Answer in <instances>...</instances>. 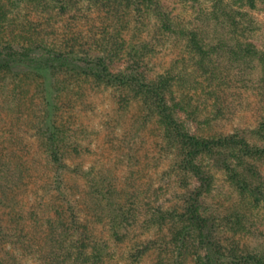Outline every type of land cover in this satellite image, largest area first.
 I'll list each match as a JSON object with an SVG mask.
<instances>
[{
  "label": "trees",
  "instance_id": "obj_1",
  "mask_svg": "<svg viewBox=\"0 0 264 264\" xmlns=\"http://www.w3.org/2000/svg\"><path fill=\"white\" fill-rule=\"evenodd\" d=\"M206 1L232 42L160 0H0V109L17 96L16 126L44 154L10 147L0 110V264H107L116 248L127 264H264V110L237 119L243 96L217 59L258 61L264 98V45L240 10L264 0ZM138 17L179 58L155 70V49L124 35Z\"/></svg>",
  "mask_w": 264,
  "mask_h": 264
},
{
  "label": "rangeland",
  "instance_id": "obj_2",
  "mask_svg": "<svg viewBox=\"0 0 264 264\" xmlns=\"http://www.w3.org/2000/svg\"><path fill=\"white\" fill-rule=\"evenodd\" d=\"M163 8L168 12V14L172 17L173 21L179 25H189L194 26L201 29L206 35L208 41H214L217 39H224L226 42H232L229 40L230 30L228 27V23L225 20L224 14H222V9L214 4L212 1L206 0H160ZM227 1V0H226ZM229 2V1H228ZM242 12H246L247 15L244 17L245 23L244 32L246 33V28L249 27L251 31V26L254 30L248 34L249 37L247 40L249 42H253L257 47L262 48L264 45V2H257L256 6L251 9V6L246 4L240 7ZM139 16V15H138ZM251 17L254 20V23L251 25ZM250 19V21H249ZM151 18L138 17V22L135 25H131L124 32L125 38L129 40V42L137 48H140L142 44L149 45L154 48L155 51L153 53V67L155 70L162 69L169 65V63L180 56V49L178 47V43L173 42L172 40H166L164 36L160 34L157 37H152V22ZM135 26H138L137 29ZM182 54V53H181ZM232 55L226 51H221L218 54V61L221 66L224 68V71L231 73L235 76L237 81V89L242 93L241 100V118H237L241 122L247 121H255L261 114V111L264 110V98L261 95V78L263 77V70L261 64L252 59H242V60H234L231 58ZM123 66V63H116L115 69H119ZM19 103L17 102V96L9 95L7 98L3 99L1 102L3 113V117H5L8 121L6 122L9 126L11 121L10 128L13 127L12 136L10 134L6 135V138L11 142L8 144L9 146L12 144L15 149L18 150L20 154H24V159L26 157L29 159L32 158L34 163H42L44 159V154L40 152L41 149H38V145L36 141L38 140V133L29 128L28 126H24L23 128H19L18 125L23 126L24 121L19 124L18 117L21 115V111L24 109L19 108ZM104 109H100L98 113H104ZM95 117H93L94 119ZM99 119V115H98ZM18 122V123H17ZM90 126H94L95 128H90L88 130V135L93 139L99 136L97 127V119H94L91 122ZM17 125V126H16ZM7 128V127H6ZM8 129V128H7ZM16 129V130H15ZM10 146V147H12ZM22 152V153H21ZM110 165L113 167L115 172L120 176L123 171V166L116 162L109 161ZM171 187V186H168ZM170 189V188H169ZM173 189V188H172ZM123 249H117L114 252V256L111 258L107 264H127L125 259L123 258ZM132 264H153L152 255H146L139 262Z\"/></svg>",
  "mask_w": 264,
  "mask_h": 264
}]
</instances>
